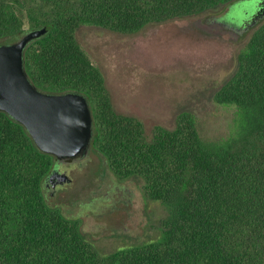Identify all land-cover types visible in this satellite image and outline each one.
<instances>
[{"label":"trees","instance_id":"1","mask_svg":"<svg viewBox=\"0 0 264 264\" xmlns=\"http://www.w3.org/2000/svg\"><path fill=\"white\" fill-rule=\"evenodd\" d=\"M239 1L0 0V46L46 28L24 50L29 81L42 93L83 95L93 117L88 152L115 176L141 179L147 204L167 212L154 236L98 248L78 220L49 203L45 183L58 159L0 112V264H264V18L211 91L215 105L233 109L230 135L214 141L188 108L171 128L147 134L113 107L78 41L87 27L133 35Z\"/></svg>","mask_w":264,"mask_h":264},{"label":"rangeland","instance_id":"2","mask_svg":"<svg viewBox=\"0 0 264 264\" xmlns=\"http://www.w3.org/2000/svg\"><path fill=\"white\" fill-rule=\"evenodd\" d=\"M260 0H242L226 10L120 35L84 28L80 46L103 76L113 107L141 121L147 134L171 128L177 115L193 110L201 135L219 140L230 135L233 109L210 100L212 89L234 69L259 13ZM242 30V31H241ZM58 165L72 182L49 203L81 224L98 248L113 251L155 235L167 212L147 204L142 181L112 174L91 153L77 164Z\"/></svg>","mask_w":264,"mask_h":264},{"label":"water","instance_id":"3","mask_svg":"<svg viewBox=\"0 0 264 264\" xmlns=\"http://www.w3.org/2000/svg\"><path fill=\"white\" fill-rule=\"evenodd\" d=\"M260 2L251 26L264 18V14L259 17L264 12V0ZM46 32V28L30 31L16 43L0 46V112L23 125L44 153L73 159L88 150L92 138L93 117L87 99L78 93H42L24 70L25 48Z\"/></svg>","mask_w":264,"mask_h":264},{"label":"flooded vegetation","instance_id":"4","mask_svg":"<svg viewBox=\"0 0 264 264\" xmlns=\"http://www.w3.org/2000/svg\"><path fill=\"white\" fill-rule=\"evenodd\" d=\"M264 12L260 13V16L263 15ZM255 21V20H254ZM251 21H247L246 25L247 26H242V29H246L249 28ZM242 31V30H241ZM88 150L86 152H84L82 155L73 158V159H58L57 161L59 163H61V165H67V164H77L83 157L84 155H88ZM72 182V180L70 179V177L61 171L59 165H57V167L52 171V173L50 174V176L48 177L46 183H45V187L48 190V198L51 199V197H53L64 185L66 184H70Z\"/></svg>","mask_w":264,"mask_h":264}]
</instances>
